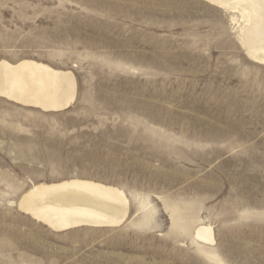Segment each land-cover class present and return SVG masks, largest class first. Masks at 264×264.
<instances>
[{
	"label": "rangeland",
	"instance_id": "374dc122",
	"mask_svg": "<svg viewBox=\"0 0 264 264\" xmlns=\"http://www.w3.org/2000/svg\"><path fill=\"white\" fill-rule=\"evenodd\" d=\"M232 17L204 0H0V60L77 86L61 112L0 98V264H215L200 224L225 264H264V66ZM76 178L126 193L121 226L55 232L20 210L33 185Z\"/></svg>",
	"mask_w": 264,
	"mask_h": 264
},
{
	"label": "bare ground",
	"instance_id": "6f19581e",
	"mask_svg": "<svg viewBox=\"0 0 264 264\" xmlns=\"http://www.w3.org/2000/svg\"><path fill=\"white\" fill-rule=\"evenodd\" d=\"M204 1L233 13L232 21L238 26L237 39L246 56L264 66V0ZM76 87L71 71L58 70L35 60L23 59L16 64L0 60V98L15 104L47 113L61 112L75 102ZM130 205L122 189L77 178L35 184L18 202L22 212L55 232L82 227H119L126 220ZM151 207L150 203L141 204L145 217L155 212ZM174 217V227L186 231L185 218ZM176 217L179 218L176 220ZM192 241L215 264H225L216 253L208 250L211 248L207 246L215 243L211 225H198Z\"/></svg>",
	"mask_w": 264,
	"mask_h": 264
}]
</instances>
